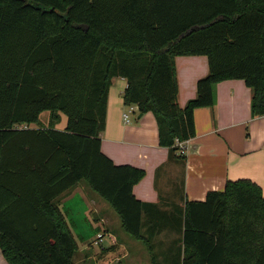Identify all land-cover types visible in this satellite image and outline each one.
<instances>
[{"label":"trees","instance_id":"1","mask_svg":"<svg viewBox=\"0 0 264 264\" xmlns=\"http://www.w3.org/2000/svg\"><path fill=\"white\" fill-rule=\"evenodd\" d=\"M206 56L196 97L178 103L177 57ZM124 104L153 113L170 160L196 136L195 112L214 87L244 81L264 116V0H0V250L7 264H73L79 245L60 208L86 183L153 264H264V191L228 181L172 221L136 198L146 172L102 152L115 79ZM51 112L47 125L41 116ZM64 130L56 128L60 114ZM174 245L158 260L157 237ZM160 253V252H159Z\"/></svg>","mask_w":264,"mask_h":264},{"label":"crops","instance_id":"2","mask_svg":"<svg viewBox=\"0 0 264 264\" xmlns=\"http://www.w3.org/2000/svg\"><path fill=\"white\" fill-rule=\"evenodd\" d=\"M176 66L178 103L184 108L196 97L198 81L209 74V61L206 56L177 57ZM127 87V80L118 78L110 88L106 129L101 134L102 152L116 165L145 170L146 177L134 187L138 200L157 205L167 213L168 219L174 221L186 202H204L209 192H222L228 181L248 179L264 191V116H252L253 91L244 81L219 83L214 87V106L195 112L196 136L188 141L185 163L171 161L169 149L160 146L158 124L153 113L140 114L137 111L125 123L124 94ZM65 127L66 122L56 126L59 130ZM83 184L90 189L86 183H80L59 202L75 239L73 226L77 227L80 209L69 199L76 189L83 190ZM91 192L93 196L86 197L90 198L91 212L99 224L88 228L94 232L92 244L130 257L139 249L135 240L129 235L128 238L120 236L117 218L105 205L107 203ZM119 223L123 231L120 219ZM98 235L103 239L96 245ZM164 235L174 236L176 233L168 228L157 239ZM0 264H7L1 250Z\"/></svg>","mask_w":264,"mask_h":264},{"label":"rangeland","instance_id":"3","mask_svg":"<svg viewBox=\"0 0 264 264\" xmlns=\"http://www.w3.org/2000/svg\"><path fill=\"white\" fill-rule=\"evenodd\" d=\"M59 114H60L59 122H66L67 124V117L62 113ZM51 115H52L51 112L43 113L41 116V122L44 125H47L50 122ZM59 124L60 123H58L57 125L59 126ZM82 189L83 190L78 188L75 191H73L71 195V199H69V201H72L76 205H78L80 209L79 221L77 220L78 222L76 224L77 227L73 226L72 224L73 229L75 231L74 233L76 235V240L80 246L79 251L76 253L74 257L73 264H153L147 249L142 243L139 242L134 241V243L137 244L139 249L136 250L130 257H127L123 254H116L111 250H105L101 246H95L92 244L94 239L91 237L94 232L90 231L88 228L90 227L91 229L92 227L97 226L99 224L95 222L94 220L95 216H93V213L91 212L89 205L90 198L88 199L86 197V195L93 196L92 195L93 193L91 192L92 190L88 189L86 185L82 186ZM83 197H85V199L87 200V206H86V200ZM105 205L108 207L112 215L117 218V226H119L120 236L128 238L127 234L120 229L119 219L115 211L110 207L108 203ZM87 210L89 214L87 213ZM109 219L111 220V218ZM176 238H177L176 236L164 235L163 237H161L160 241L156 243L158 245L157 247V252L159 254L157 255L158 260L160 261L164 260L162 255L163 252L169 248H172V245H174L173 242Z\"/></svg>","mask_w":264,"mask_h":264},{"label":"built area","instance_id":"4","mask_svg":"<svg viewBox=\"0 0 264 264\" xmlns=\"http://www.w3.org/2000/svg\"><path fill=\"white\" fill-rule=\"evenodd\" d=\"M137 111H138V107L137 106L128 107L126 113L123 114V118H124L125 123H128L129 120H130V115L135 113V112H137ZM177 146L179 148V153L180 154L185 155L187 153L188 141L179 142ZM102 239H103L102 235H98L97 239L95 240V244L99 245L102 242Z\"/></svg>","mask_w":264,"mask_h":264}]
</instances>
